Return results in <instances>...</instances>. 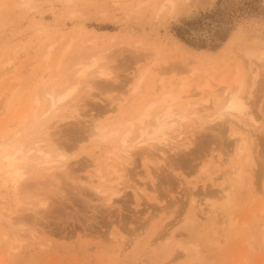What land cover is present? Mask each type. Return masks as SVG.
<instances>
[{
  "label": "rangeland",
  "instance_id": "1",
  "mask_svg": "<svg viewBox=\"0 0 264 264\" xmlns=\"http://www.w3.org/2000/svg\"><path fill=\"white\" fill-rule=\"evenodd\" d=\"M115 1L118 6H114L113 0H74L69 4L65 0H31L30 5H23L21 0H0V63L10 58L16 47L18 51L31 52L32 47L40 45L46 52L52 41L63 45L62 40L73 36L97 37L99 45H107L109 49L116 78L114 89L105 92L95 88L90 92L93 96L82 98L79 112L61 121L59 129H64V134L59 139L63 144L71 143L67 141L69 137L76 139L89 134L91 125L101 117L118 114L111 98L128 94L135 70L144 63L158 61L143 82L138 100L160 93V84L157 90L153 89L159 77L173 82L176 77L190 76V72L182 70L178 53L196 56L203 64L205 57L211 55L213 64L218 66L215 72L221 73L237 62L236 49L245 37L264 41V0H189L187 6L184 0H179L173 15L162 12L158 18L159 0L141 7L137 0ZM42 26L44 31H39ZM175 41L186 49V54L181 49L171 48ZM39 47L33 48L35 51L30 57L41 58L43 52ZM37 49H40L39 55ZM46 65L41 61L22 77L11 73L0 79V90L8 82L17 83L26 99L44 74ZM12 76H17L19 82L7 80ZM190 79L193 83V77ZM262 91L255 105L256 116L263 124V130L255 132L260 146L251 150L250 163L244 165L242 183L234 180L239 186L230 206L235 220L230 228L224 230L218 215L220 207L204 215L198 206L203 192L215 193L214 198L221 197L220 187L214 183H229L223 174L233 166V163H224L235 151V137H228L229 132L219 143L216 130L200 131L196 140L178 154L168 151V158L156 149L155 158L136 154L127 165L125 180L130 178L143 188V193L132 187L117 188L121 193L111 203L106 201L109 193L104 196L94 189L106 181L89 176L97 168L95 155L100 156L101 166L106 169L104 161L111 144L97 147L100 144L89 140L84 142L83 151L70 152L68 167L74 179L60 175L59 180L58 175L57 180L51 177L52 173L47 174L42 181L50 177L59 181L56 183L59 188L50 185L52 179L49 181L48 189L54 188L49 190L51 192L46 189V181L45 187L39 182L37 187L42 193L46 190L43 194L39 190V194L48 198V207L38 209L37 215L33 210H27L29 215L24 212L35 221L27 222L26 228L36 231L15 238L11 228L0 221V264H264V214L260 212L264 208ZM191 97L200 98L199 95ZM15 102L16 109L21 111V101ZM133 106V103L127 104L124 111H131ZM12 115L8 117L13 118ZM8 117L0 121V128ZM114 121L112 118L106 122ZM101 148L103 152H99ZM213 149L216 151L212 152ZM206 155L207 160L201 162ZM113 161L115 159L109 162ZM37 187H32L31 191L34 193ZM11 193L1 175L0 220L17 215Z\"/></svg>",
  "mask_w": 264,
  "mask_h": 264
},
{
  "label": "bare ground",
  "instance_id": "2",
  "mask_svg": "<svg viewBox=\"0 0 264 264\" xmlns=\"http://www.w3.org/2000/svg\"><path fill=\"white\" fill-rule=\"evenodd\" d=\"M154 1L156 0H137V5L141 7ZM184 1L186 6L187 1L190 5L189 0ZM30 2L31 0H21L23 5H30ZM65 2L69 4L74 0H65ZM159 2L157 18L162 12L173 15L177 11L179 0H159ZM113 3L114 6L119 5L115 0ZM43 27H39V31L43 30ZM78 39L81 40L76 43ZM97 39V37L84 39L73 36L66 41L62 40L63 45H58L60 42L58 43L57 40L52 41L47 45L46 52H43V48L41 49L38 44L37 47L43 52L40 59L30 57L33 48L37 47H32L31 52L18 51L16 47L13 55L0 63V79L8 77L11 73L20 74L22 77V74L25 75L34 69L41 61L48 65L45 70L43 68L44 74L40 75L39 82L26 95V99H23V91H20V85L17 83L8 82L9 85L5 84L6 86L0 90V121L11 113L14 116V119L9 116L0 128V174L5 185L10 186L17 207V215L5 220L1 219V223L11 228L15 238L36 231L26 228L27 222L32 220L35 222L34 218L28 216L27 210H33L37 215L40 213L38 209L48 207V198L42 196L45 189L42 188V193L41 188H38L39 182L45 187L51 181V177L57 179L59 175V180L60 175L62 178H73L68 167L70 152L83 151L86 148L84 142L95 140L100 144L97 147H102L104 143L111 144L107 159L104 161L106 169L101 166L103 163L100 156L95 155L97 168L93 173H89V176H97L106 181V184L102 182L94 189L104 196L109 193L106 201L111 203L115 196L120 195L119 190L128 187L143 193V188L133 183L130 178L125 180L128 175L127 165L135 159L136 154H144L145 158H155L154 149H156L168 158L169 152L178 154L196 140L200 131L208 129L218 132V140L225 138L228 132V137H235L233 152L235 157L231 154V159L224 161L225 165L233 163L232 168L226 169L227 171L223 173L229 183H214L220 187L221 197L214 198L215 193L212 195L203 192L201 194L204 195L203 199L198 206L204 215L220 207L218 215L224 230L230 228L235 224L230 206L233 203L232 197L236 187L239 186L234 180L242 183L244 165L246 162L250 163L251 150L260 146L259 137L255 136V132L263 130L262 121L255 113V105L260 91L264 92V80H260V77H264V41L245 37L236 49L239 59L234 62V66H229L221 73L215 72L218 66L213 64L211 55H207L204 59L206 66L209 67H204L205 64L196 56H184L178 53L182 58L180 63L182 70L190 72V76L176 77L173 82H167L163 77H159L153 89L157 90L160 84L162 86L160 93L138 100L143 82L153 65H158L157 60L144 63L135 70L128 94L111 98L115 103L114 111L119 113L101 117L91 125L89 134L77 136L76 139L69 137L67 141L71 143L63 144L59 136L64 134V129H59V126H62L63 121L73 118L74 113L79 112L81 106L79 102H82V98L93 96L94 94L90 92L95 88L104 89L105 92L114 89L116 78L110 62L109 49L107 45H99ZM171 48L186 52L178 41L172 43ZM40 49H37V54ZM148 59L146 56L145 60ZM190 77H193V83ZM10 78L7 80L19 82L17 76ZM193 95H199L200 98L195 100L191 97ZM15 100L21 101V108L19 107L21 111L16 109ZM131 103L134 104L131 111L125 112V106ZM112 118H115L114 122H106ZM221 143L223 146V142ZM101 149L99 152H103V148ZM260 150L258 152L262 154ZM215 151L216 149H213L212 152ZM207 157V155L202 157L201 162H205ZM236 158L240 159L237 161ZM114 159L115 161L109 162ZM204 167L205 165L202 168ZM51 173L50 179L47 178L48 181L44 178L47 183L44 185L45 181H42V177ZM50 183L55 188H59V184L56 186L59 181L53 180L55 184L52 181ZM32 187H37L38 192L34 190L33 193ZM39 190L42 194H39ZM48 193H45L46 196ZM207 208L210 210L207 211ZM25 211L28 215H24ZM260 212L264 214V208Z\"/></svg>",
  "mask_w": 264,
  "mask_h": 264
}]
</instances>
